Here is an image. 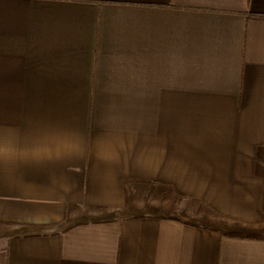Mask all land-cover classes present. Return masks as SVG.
<instances>
[{"label": "crops", "instance_id": "crops-1", "mask_svg": "<svg viewBox=\"0 0 264 264\" xmlns=\"http://www.w3.org/2000/svg\"><path fill=\"white\" fill-rule=\"evenodd\" d=\"M0 264H264V0H0Z\"/></svg>", "mask_w": 264, "mask_h": 264}]
</instances>
